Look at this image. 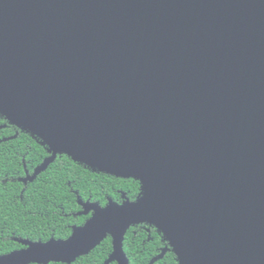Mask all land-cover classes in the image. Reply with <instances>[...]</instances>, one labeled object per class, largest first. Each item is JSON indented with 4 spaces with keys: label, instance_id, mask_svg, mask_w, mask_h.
<instances>
[{
    "label": "water",
    "instance_id": "obj_1",
    "mask_svg": "<svg viewBox=\"0 0 264 264\" xmlns=\"http://www.w3.org/2000/svg\"><path fill=\"white\" fill-rule=\"evenodd\" d=\"M0 115L52 155L140 183L65 240L70 264L148 223L177 264H264V0H0Z\"/></svg>",
    "mask_w": 264,
    "mask_h": 264
},
{
    "label": "trees",
    "instance_id": "obj_2",
    "mask_svg": "<svg viewBox=\"0 0 264 264\" xmlns=\"http://www.w3.org/2000/svg\"><path fill=\"white\" fill-rule=\"evenodd\" d=\"M51 155L29 132H21L0 115V256L25 249L22 241L67 239L74 227L83 226L91 217V213L82 214L81 203L105 207L109 201H136L139 181L93 172L64 154L35 173ZM162 238L148 223L130 227L123 240L128 264H177L171 249L160 256L168 247ZM111 253L108 236L70 264H103Z\"/></svg>",
    "mask_w": 264,
    "mask_h": 264
},
{
    "label": "flooded vegetation",
    "instance_id": "obj_3",
    "mask_svg": "<svg viewBox=\"0 0 264 264\" xmlns=\"http://www.w3.org/2000/svg\"><path fill=\"white\" fill-rule=\"evenodd\" d=\"M45 149H46V148H45ZM46 152H47V151H46ZM163 241H164V240H163ZM164 248H165V247H164ZM164 248H163V249H164Z\"/></svg>",
    "mask_w": 264,
    "mask_h": 264
}]
</instances>
